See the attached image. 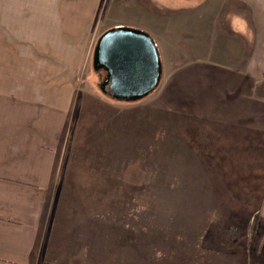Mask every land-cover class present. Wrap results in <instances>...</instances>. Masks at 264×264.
<instances>
[{
  "label": "rangeland",
  "instance_id": "374dc122",
  "mask_svg": "<svg viewBox=\"0 0 264 264\" xmlns=\"http://www.w3.org/2000/svg\"><path fill=\"white\" fill-rule=\"evenodd\" d=\"M180 9L214 37L164 44ZM114 28L156 42L143 97L102 88L95 48ZM13 70L68 108L32 264H264V0H0Z\"/></svg>",
  "mask_w": 264,
  "mask_h": 264
},
{
  "label": "crops",
  "instance_id": "0c3cea01",
  "mask_svg": "<svg viewBox=\"0 0 264 264\" xmlns=\"http://www.w3.org/2000/svg\"><path fill=\"white\" fill-rule=\"evenodd\" d=\"M180 11L178 15H187L175 16L166 29L158 30H163L164 44L179 41L183 31H187L188 44H192V39L205 44L214 37L206 18L192 28V9ZM159 19L167 21L168 17ZM236 24L239 30L238 18ZM228 43V36L221 40L227 48ZM223 49L226 53L228 50L227 57H220L227 63L229 49ZM240 49L243 54L245 42ZM202 60L199 55L192 58V62ZM15 71L0 73V264H32L46 222L68 108L66 104L54 103L36 86L20 83V72ZM239 264H244V259Z\"/></svg>",
  "mask_w": 264,
  "mask_h": 264
},
{
  "label": "water",
  "instance_id": "95a60500",
  "mask_svg": "<svg viewBox=\"0 0 264 264\" xmlns=\"http://www.w3.org/2000/svg\"><path fill=\"white\" fill-rule=\"evenodd\" d=\"M95 65L105 67L102 88L121 98H140L152 92L162 75L156 42L144 31L116 28L107 31L95 48Z\"/></svg>",
  "mask_w": 264,
  "mask_h": 264
},
{
  "label": "trees",
  "instance_id": "16d2710c",
  "mask_svg": "<svg viewBox=\"0 0 264 264\" xmlns=\"http://www.w3.org/2000/svg\"><path fill=\"white\" fill-rule=\"evenodd\" d=\"M114 29H116V28H114ZM109 30H112V29H108V30H106L102 35H104L107 31H109ZM102 35L99 37V39L102 37Z\"/></svg>",
  "mask_w": 264,
  "mask_h": 264
},
{
  "label": "flooded vegetation",
  "instance_id": "af4514ba",
  "mask_svg": "<svg viewBox=\"0 0 264 264\" xmlns=\"http://www.w3.org/2000/svg\"><path fill=\"white\" fill-rule=\"evenodd\" d=\"M107 78H108V72H107ZM107 78H106V80H107ZM106 80H105V81H106Z\"/></svg>",
  "mask_w": 264,
  "mask_h": 264
}]
</instances>
